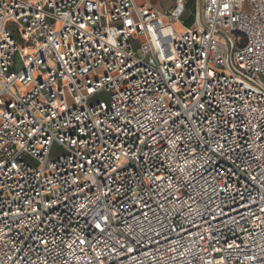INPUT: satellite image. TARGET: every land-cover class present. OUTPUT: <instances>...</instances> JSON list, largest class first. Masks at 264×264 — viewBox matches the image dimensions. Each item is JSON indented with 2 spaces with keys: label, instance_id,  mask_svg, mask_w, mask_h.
Here are the masks:
<instances>
[{
  "label": "built area",
  "instance_id": "obj_1",
  "mask_svg": "<svg viewBox=\"0 0 264 264\" xmlns=\"http://www.w3.org/2000/svg\"><path fill=\"white\" fill-rule=\"evenodd\" d=\"M196 3L0 0V264H264V0Z\"/></svg>",
  "mask_w": 264,
  "mask_h": 264
},
{
  "label": "rangeland",
  "instance_id": "obj_2",
  "mask_svg": "<svg viewBox=\"0 0 264 264\" xmlns=\"http://www.w3.org/2000/svg\"><path fill=\"white\" fill-rule=\"evenodd\" d=\"M185 1H186V12L182 17V20H183V23L185 25H190L193 21V15L195 17L198 12L200 13V6L197 5V3H196L195 7H194V0H185ZM151 3L153 5H156V6L158 5L162 9H166L168 6H171L174 4V0H151ZM242 8H243L244 12H246V13L249 12V6L247 5L246 1L243 2ZM99 98L105 99L106 97L104 94H101L99 96ZM64 153H65L64 150L60 146L54 144V145H52V147L50 149L49 158L55 159V158L63 155Z\"/></svg>",
  "mask_w": 264,
  "mask_h": 264
},
{
  "label": "crops",
  "instance_id": "obj_3",
  "mask_svg": "<svg viewBox=\"0 0 264 264\" xmlns=\"http://www.w3.org/2000/svg\"><path fill=\"white\" fill-rule=\"evenodd\" d=\"M156 8H158L159 10H161V11H164V10H168V9H170L173 5H171V6H168L166 9H162V8H160L158 5V7L156 6V5H154Z\"/></svg>",
  "mask_w": 264,
  "mask_h": 264
},
{
  "label": "trees",
  "instance_id": "obj_4",
  "mask_svg": "<svg viewBox=\"0 0 264 264\" xmlns=\"http://www.w3.org/2000/svg\"><path fill=\"white\" fill-rule=\"evenodd\" d=\"M194 7H195V4H194ZM194 11H195V10H194ZM192 22H193V21H192ZM191 24H192V23H191ZM191 24H190V25H191ZM187 26H188V25H187Z\"/></svg>",
  "mask_w": 264,
  "mask_h": 264
}]
</instances>
